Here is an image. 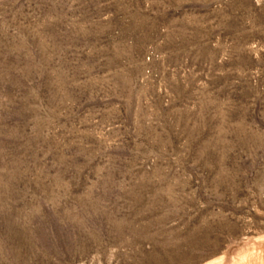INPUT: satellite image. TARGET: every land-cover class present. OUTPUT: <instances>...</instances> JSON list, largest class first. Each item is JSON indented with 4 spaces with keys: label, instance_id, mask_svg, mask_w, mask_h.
Masks as SVG:
<instances>
[{
    "label": "rangeland",
    "instance_id": "obj_1",
    "mask_svg": "<svg viewBox=\"0 0 264 264\" xmlns=\"http://www.w3.org/2000/svg\"><path fill=\"white\" fill-rule=\"evenodd\" d=\"M264 0H0V264H264Z\"/></svg>",
    "mask_w": 264,
    "mask_h": 264
},
{
    "label": "clouds",
    "instance_id": "obj_2",
    "mask_svg": "<svg viewBox=\"0 0 264 264\" xmlns=\"http://www.w3.org/2000/svg\"><path fill=\"white\" fill-rule=\"evenodd\" d=\"M260 239H264V236L260 237ZM235 264H244V261H237Z\"/></svg>",
    "mask_w": 264,
    "mask_h": 264
}]
</instances>
